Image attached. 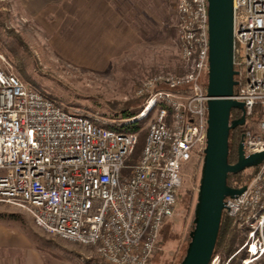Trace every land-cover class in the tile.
<instances>
[{
	"label": "built area",
	"instance_id": "built-area-1",
	"mask_svg": "<svg viewBox=\"0 0 264 264\" xmlns=\"http://www.w3.org/2000/svg\"><path fill=\"white\" fill-rule=\"evenodd\" d=\"M175 7L187 70L144 82L142 109L117 122L151 115L139 152L138 132L64 109L24 83L0 52V203L21 209L48 234L92 246L95 264L150 263L176 213L183 166L204 154L207 0H176ZM233 66L231 98L244 105V125L255 127L242 133L248 156L264 150V0H233ZM252 168L244 191L224 199L223 214L244 234L239 264H264V159ZM231 258L214 254L209 264Z\"/></svg>",
	"mask_w": 264,
	"mask_h": 264
},
{
	"label": "rangeland",
	"instance_id": "rangeland-1",
	"mask_svg": "<svg viewBox=\"0 0 264 264\" xmlns=\"http://www.w3.org/2000/svg\"><path fill=\"white\" fill-rule=\"evenodd\" d=\"M67 2L65 7L51 8L46 14H32L18 0H0V52L24 83L43 91L64 109L88 115L98 112L96 120L106 123L108 118L101 115L106 110L105 101H128L132 106H143L146 96L137 91L144 82L160 75H180L187 70L177 43L176 0H110L115 25L128 29L124 32L128 36L123 46L115 39L98 49L82 48L75 28L77 9L74 0ZM106 50L113 54L103 56L108 59L105 63L93 65L89 61L91 53L97 55L96 51ZM85 51L90 55L86 56ZM200 84L206 88L205 74ZM150 118L151 115L144 119L142 128H146ZM248 127L255 129L249 123L243 125L242 133ZM143 142L141 136L138 152ZM201 164L202 160L196 157L184 164L176 213L164 225L149 264H178L183 257L192 229ZM254 171L246 168L239 177L246 183ZM0 207L3 221L14 223V230L39 249L46 264L97 263L92 246L42 231L19 208L5 203ZM237 230L244 239L243 230L239 227ZM236 250L228 256H232L228 264H239L244 253H235ZM216 254L222 260L228 258Z\"/></svg>",
	"mask_w": 264,
	"mask_h": 264
},
{
	"label": "water",
	"instance_id": "water-1",
	"mask_svg": "<svg viewBox=\"0 0 264 264\" xmlns=\"http://www.w3.org/2000/svg\"><path fill=\"white\" fill-rule=\"evenodd\" d=\"M208 70L206 101V146L202 157L192 229L183 257L178 264H209L223 215L224 199L237 196L245 186L228 185L229 174L258 166L264 150L244 155L242 137L236 160L229 161L230 130L245 121L242 102L231 98L236 80L233 66V0H207ZM232 110L240 116L232 119Z\"/></svg>",
	"mask_w": 264,
	"mask_h": 264
},
{
	"label": "crops",
	"instance_id": "crops-1",
	"mask_svg": "<svg viewBox=\"0 0 264 264\" xmlns=\"http://www.w3.org/2000/svg\"><path fill=\"white\" fill-rule=\"evenodd\" d=\"M68 0H18V4L27 8L32 14H46L51 8H63ZM74 8L77 9L75 28L78 32V40L83 47H105L111 40H119L121 44L128 35L115 25L114 10L110 0H74ZM51 12V11H50ZM118 35V38L115 36ZM78 41V42H79ZM79 44V43H77ZM115 44V42H114ZM126 44V43H125ZM124 43L121 45L123 46ZM98 49V48H97ZM91 53L89 61L101 65L108 61L104 57L111 56V51H96ZM87 56L89 53L85 51ZM90 55V54H89ZM104 56V57H103ZM85 60V59H84ZM96 66L99 68V66ZM1 204V203H0ZM0 207V264H46L39 249H36L29 241L23 239V235L14 230V223L3 221ZM13 220V219H12ZM25 240V241H24Z\"/></svg>",
	"mask_w": 264,
	"mask_h": 264
},
{
	"label": "trees",
	"instance_id": "trees-1",
	"mask_svg": "<svg viewBox=\"0 0 264 264\" xmlns=\"http://www.w3.org/2000/svg\"><path fill=\"white\" fill-rule=\"evenodd\" d=\"M41 91V90H40ZM43 93V91H41ZM54 100V99H52ZM55 101V100H54ZM56 102V101H55ZM57 103V102H56ZM105 109L103 112L101 111V115L108 118V122L102 123L101 121L96 120V114L98 112L92 111L90 113L91 119L99 125H102L104 127L109 128H115L119 131H126V132H138L139 133V140L140 137L145 135L146 129L142 128L144 119L138 120L136 122H133L128 125H117V122L120 119L123 118H130L135 116L142 108V105L132 106L129 104L128 101H118V100H107L105 101ZM240 115V112L238 110H232L231 112V118L238 117ZM147 118V117H146ZM243 126H237L234 129L230 130L229 133V146L231 143L234 145H237L239 143V134L242 132ZM239 131L238 133V130ZM136 152H138V149L136 147ZM230 147H229V161H230ZM236 158V156H235ZM241 173L237 174H229L227 183L230 186L237 187L239 185L244 184L245 179L242 177H239ZM2 216V215H1ZM238 235V230L234 222L226 217L224 214L222 215L219 232L214 248V254L219 253L223 259L231 255L239 246V242H242V237ZM153 256V255H152ZM152 258V257H151ZM151 258L149 262L151 261Z\"/></svg>",
	"mask_w": 264,
	"mask_h": 264
},
{
	"label": "flooded vegetation",
	"instance_id": "flooded-vegetation-1",
	"mask_svg": "<svg viewBox=\"0 0 264 264\" xmlns=\"http://www.w3.org/2000/svg\"><path fill=\"white\" fill-rule=\"evenodd\" d=\"M240 116V115H239ZM232 119H235V117L234 118H232ZM244 123H245V121H244ZM244 125V124H243ZM243 125H241V126H243ZM239 131H241L240 129L238 130V133H239ZM241 137H242V132H240V139H241ZM237 146H238V144L236 145V147L234 146V144L233 143H231V145H230V162L231 163H233L236 159H233V156L235 155L236 156V153H237ZM239 173H241V172H239ZM238 173V174H239Z\"/></svg>",
	"mask_w": 264,
	"mask_h": 264
}]
</instances>
